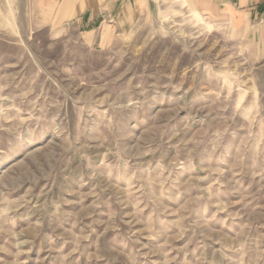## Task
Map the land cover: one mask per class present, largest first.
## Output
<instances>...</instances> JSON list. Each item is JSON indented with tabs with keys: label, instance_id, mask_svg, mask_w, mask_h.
Here are the masks:
<instances>
[{
	"label": "rangeland",
	"instance_id": "obj_1",
	"mask_svg": "<svg viewBox=\"0 0 264 264\" xmlns=\"http://www.w3.org/2000/svg\"><path fill=\"white\" fill-rule=\"evenodd\" d=\"M0 264H264L262 46L174 1L89 47L0 0Z\"/></svg>",
	"mask_w": 264,
	"mask_h": 264
},
{
	"label": "crops",
	"instance_id": "obj_2",
	"mask_svg": "<svg viewBox=\"0 0 264 264\" xmlns=\"http://www.w3.org/2000/svg\"><path fill=\"white\" fill-rule=\"evenodd\" d=\"M174 1L207 18L230 21L264 49V0H23L38 28L59 36L75 32L87 46L104 49Z\"/></svg>",
	"mask_w": 264,
	"mask_h": 264
}]
</instances>
